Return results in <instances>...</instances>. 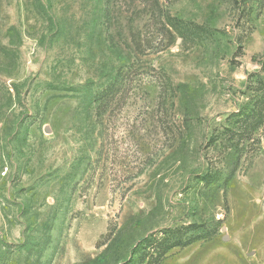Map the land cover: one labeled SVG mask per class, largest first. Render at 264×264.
Returning <instances> with one entry per match:
<instances>
[{"label":"rangeland","instance_id":"obj_1","mask_svg":"<svg viewBox=\"0 0 264 264\" xmlns=\"http://www.w3.org/2000/svg\"><path fill=\"white\" fill-rule=\"evenodd\" d=\"M167 230L160 264H264V0H0V264Z\"/></svg>","mask_w":264,"mask_h":264},{"label":"trees","instance_id":"obj_2","mask_svg":"<svg viewBox=\"0 0 264 264\" xmlns=\"http://www.w3.org/2000/svg\"><path fill=\"white\" fill-rule=\"evenodd\" d=\"M129 73L130 71L124 70L123 67H119L116 71L110 72L105 84L95 90L92 99L98 105L108 106V104H112V106H115L119 104V101L125 99L130 90L132 82ZM177 245L180 244L172 239L169 235V230H167L164 237L152 235L144 237L140 241V256L148 258L147 264H160L166 253ZM106 250L101 253L102 256L105 255ZM137 252L138 250L135 253ZM101 254L98 257H101ZM124 264H130V260L125 261Z\"/></svg>","mask_w":264,"mask_h":264}]
</instances>
